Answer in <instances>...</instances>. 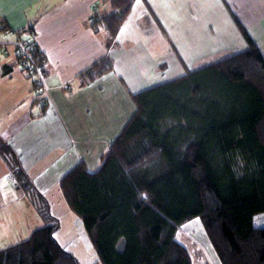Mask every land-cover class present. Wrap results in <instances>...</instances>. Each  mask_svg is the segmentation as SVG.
<instances>
[{
    "label": "trees",
    "instance_id": "obj_1",
    "mask_svg": "<svg viewBox=\"0 0 264 264\" xmlns=\"http://www.w3.org/2000/svg\"><path fill=\"white\" fill-rule=\"evenodd\" d=\"M134 1L109 0L110 12L95 16L107 49ZM236 23L245 51L134 94L135 111L99 168L79 162L59 179L100 264H192L175 235L195 219L221 264H264V227L254 225L264 218V58ZM110 70L105 57L79 78ZM0 155L45 224L0 251V264H79L56 240L45 196L1 141Z\"/></svg>",
    "mask_w": 264,
    "mask_h": 264
},
{
    "label": "crops",
    "instance_id": "obj_2",
    "mask_svg": "<svg viewBox=\"0 0 264 264\" xmlns=\"http://www.w3.org/2000/svg\"><path fill=\"white\" fill-rule=\"evenodd\" d=\"M110 10L109 0H0V141L49 202L59 179L75 164L95 170V159L134 113V94L245 51L236 21L264 58V0H135L107 49V32L91 25L96 15ZM25 28L32 30L46 59L45 107L36 106L33 77L22 69L12 46L14 34ZM105 57L112 70L82 84L79 75ZM209 57L220 59L208 63ZM96 134L109 139L91 141ZM9 174L0 155V181ZM15 190L0 186L1 201L7 194L25 201L24 192ZM32 209L25 204L24 212ZM8 223L0 220L2 228ZM8 230L14 236L18 229H4L3 235ZM175 239L192 264H221L199 223L183 224Z\"/></svg>",
    "mask_w": 264,
    "mask_h": 264
},
{
    "label": "rangeland",
    "instance_id": "obj_3",
    "mask_svg": "<svg viewBox=\"0 0 264 264\" xmlns=\"http://www.w3.org/2000/svg\"><path fill=\"white\" fill-rule=\"evenodd\" d=\"M213 58L214 57H209L208 63H212L214 60L220 59ZM115 137H117V135ZM103 138L109 139V137L107 136L96 134L91 136V141L96 140V142L98 143L99 141H102ZM95 160L97 161L98 165L96 166L95 170L92 171H96L100 165L99 157H97V159ZM0 186H2L4 190L5 188H7L8 190H15L13 183L9 180L7 181V179L4 178H2V181H0ZM52 193H54V198L51 200V202L47 200L48 213L50 216H53L58 220L59 228L56 236L60 240V244L66 251L71 253L78 260L79 264H100L94 250L86 247L85 242L81 238L79 231V228L81 227L76 222L78 218L70 211L60 191H57L56 189L55 191H52ZM0 202L3 203V205H7V207L2 206V208H0V220L5 223L9 222L8 224L10 225L8 226L7 224L6 228H4V225H2L3 228L0 226V251L27 240L34 230L42 228L45 225L40 216L35 213L34 209H32L31 214H29L28 212H24L25 204L29 206V208H33L28 198H26L25 201L17 202L16 197H12L11 194H7L3 196L2 201L0 199ZM10 202L11 205L9 206ZM24 202L26 203L24 204ZM8 211H10V213ZM37 221H39L40 226L35 228L34 225ZM193 222H195L196 224H200L198 219L193 220ZM254 225L256 227H264V218L262 215H256L254 217ZM32 227L33 230H31ZM1 229L3 231L4 229H10L11 231H13L14 229L18 230L16 231V235L14 234L13 236L12 232L11 234H8L9 230L6 232V235H3L4 232H2Z\"/></svg>",
    "mask_w": 264,
    "mask_h": 264
},
{
    "label": "built area",
    "instance_id": "obj_4",
    "mask_svg": "<svg viewBox=\"0 0 264 264\" xmlns=\"http://www.w3.org/2000/svg\"><path fill=\"white\" fill-rule=\"evenodd\" d=\"M7 29H2V33H7ZM15 39L12 46L15 49L19 64L22 69L33 77V86L37 94L35 101L36 106L43 107L46 105L48 88L46 86V59L38 51L34 34L30 28H25L18 33H15ZM0 45L4 43L0 42ZM63 89L69 90V86H62ZM7 180L15 183V178L12 174L7 176Z\"/></svg>",
    "mask_w": 264,
    "mask_h": 264
},
{
    "label": "water",
    "instance_id": "obj_5",
    "mask_svg": "<svg viewBox=\"0 0 264 264\" xmlns=\"http://www.w3.org/2000/svg\"><path fill=\"white\" fill-rule=\"evenodd\" d=\"M124 241L122 240L119 244H118V246H117V250L119 251V252H122L123 250H124Z\"/></svg>",
    "mask_w": 264,
    "mask_h": 264
}]
</instances>
